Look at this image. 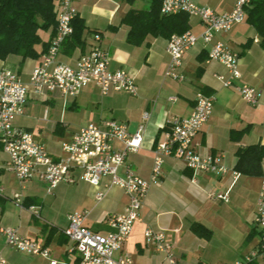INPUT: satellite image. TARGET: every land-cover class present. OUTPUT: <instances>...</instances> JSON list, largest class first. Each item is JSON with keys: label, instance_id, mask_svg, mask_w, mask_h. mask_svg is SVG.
<instances>
[{"label": "crops", "instance_id": "crops-1", "mask_svg": "<svg viewBox=\"0 0 264 264\" xmlns=\"http://www.w3.org/2000/svg\"><path fill=\"white\" fill-rule=\"evenodd\" d=\"M138 1L131 7L123 0H73L78 17L86 27L84 45L71 53L62 48L58 57L59 62L74 66L82 55L99 45L110 57L111 70H123L134 79L138 88L136 96L122 92L104 96L93 85H88L73 98L58 92L40 97L28 92L22 114L15 118L13 125L30 133L54 160L64 157L62 145L70 142L82 127L114 120L124 124L128 133L134 134L142 126L141 148L128 155L124 166L118 170V176L125 178L126 168H129L139 178L150 181L153 151L163 139L167 123L173 118H188L199 93L213 96L212 114L194 139L193 148L202 156L220 157L228 172L222 176L193 174L183 162L165 159L160 181L150 184L123 252L135 264H169L164 254L145 245L144 232L150 228L166 235L175 264H233L242 261L260 242L254 216L264 177V160L257 176L242 175L235 169L239 150L255 145L264 147V50L259 45L260 38L245 18L230 32L216 34L213 40L223 42L239 56L241 77L233 84L248 85L262 92L258 105L253 107L242 100L234 87L225 88L217 79L220 75L227 77V72L218 62L207 60L212 44L198 43L184 55L178 72L183 78L180 82L165 77L169 62L166 53L168 40L149 36L140 46L130 45L127 42L129 27L122 20L131 9L148 8L150 0ZM191 1L221 15L230 12L236 0ZM188 26V32L195 36L205 30V26L193 18H189ZM95 33L101 37L99 43L93 38ZM42 35L44 41H50V32ZM41 60L42 57L21 63L20 58L9 57L0 61V70L8 63H15V73L27 84L32 70ZM145 113L149 114L147 121L143 120ZM241 131L245 132L238 140L231 138L232 133ZM120 148V144L114 145L115 150ZM7 161L1 147L0 258L5 259L6 264H50V261L80 264L74 244L62 234L68 225L67 216L87 211L89 216L84 226L91 232L105 235L111 231L108 217L122 214L128 205L127 196L117 187L111 188L107 196L96 203V189L78 180V170L74 173L76 183H62L51 193L38 175L21 190L14 173L6 168ZM107 181L103 179L101 185ZM16 193L21 195L24 210L11 200ZM212 194H228V199L226 202L216 201L210 198ZM195 225L210 231V238L196 235L192 230ZM5 228L16 229L20 236L48 248L50 259L11 249L1 234ZM120 256V253L115 254V258ZM253 263L264 264V254Z\"/></svg>", "mask_w": 264, "mask_h": 264}, {"label": "built area", "instance_id": "built-area-1", "mask_svg": "<svg viewBox=\"0 0 264 264\" xmlns=\"http://www.w3.org/2000/svg\"><path fill=\"white\" fill-rule=\"evenodd\" d=\"M251 1L236 0L230 12L219 15L209 8L198 7L191 0H162V15L184 13L205 26V30L197 36L186 32L168 39L166 53L169 62L165 77L182 81L183 78L178 72L182 68L184 55L198 43L212 44L207 60L218 62L227 72V77L220 75L217 79L225 88L234 87L244 102L256 107L262 92L248 85L233 84L241 77L239 56L223 42H213L216 34L228 33L245 20L246 9L250 7ZM77 16L73 0L58 1L54 35L40 64L32 70L27 84L21 81L17 73L7 69L0 70V144L8 158L6 168L14 173L21 190L38 175L46 185L48 193H51L62 183H76L74 173L77 170L80 171L78 180L96 189V203L101 202L111 188L121 189L128 198V205L122 214L108 217V226L111 229L109 233L101 235L88 230L84 223L89 212L84 211L67 216L68 225L62 234L74 244L80 264H135L123 252V248L139 218L150 184L160 181L165 159L174 158L183 162L186 169L193 174L210 173L222 176L228 172L222 166L220 157L202 156L193 148L194 139L212 114L215 99L211 95L199 93L188 118H173L167 123L163 139L156 144L153 151L150 181L139 178L129 168H126L125 178L118 176V170L124 166L128 155L141 148L144 130L142 126L134 134L128 133L124 124L114 120H103L97 125L82 127L70 142L62 145L64 157L54 160L43 145L32 139L30 133L13 125L15 118L22 114L28 92L37 97L58 92L73 98L88 85H93L104 96L112 92H122L130 96L138 93L134 79L128 73L110 69V57L99 45L93 46L87 54L82 55L74 66L58 61L62 46L72 33L71 24ZM93 38L97 43L101 41L99 34H94ZM148 119L149 114L145 113L143 120ZM117 143L121 148L115 150L114 145ZM233 175L237 177L236 174ZM103 179L108 181L101 185ZM2 192L0 189V194ZM210 198L226 202L228 194H212ZM11 200L20 209H25L19 193L14 194ZM34 214L38 217L37 212ZM254 225L259 232V245L242 261L233 264H250L264 254V177L257 197ZM1 234L11 249L29 256L50 259L48 248L20 236L16 229L5 228L1 230ZM144 241L146 246L164 254L169 264H175L172 246L162 231L147 228ZM116 253L121 256L115 258ZM0 264H6L5 259L0 258ZM50 264L57 263L50 261Z\"/></svg>", "mask_w": 264, "mask_h": 264}, {"label": "trees", "instance_id": "trees-1", "mask_svg": "<svg viewBox=\"0 0 264 264\" xmlns=\"http://www.w3.org/2000/svg\"><path fill=\"white\" fill-rule=\"evenodd\" d=\"M58 1L0 0V61L18 57L23 63L26 60H37L45 54L56 27ZM136 1L123 0L131 7ZM161 3L162 0H150L147 9H131L127 12L122 23L129 27L127 42L130 45L140 46L149 36L168 40L173 35L188 32V15H162ZM246 18L259 36V45L264 50V0H252L246 9ZM71 27L72 33L62 46L68 53L83 47V33L86 30L83 20L78 16ZM47 32L51 33V39L46 42L42 34ZM244 132L232 133L231 138L238 140ZM262 160L264 147L250 146L237 152L235 169L242 175L257 176L260 175ZM192 230L207 239L211 236V232L200 225L193 226Z\"/></svg>", "mask_w": 264, "mask_h": 264}, {"label": "rangeland", "instance_id": "rangeland-1", "mask_svg": "<svg viewBox=\"0 0 264 264\" xmlns=\"http://www.w3.org/2000/svg\"><path fill=\"white\" fill-rule=\"evenodd\" d=\"M136 3H139V1L138 2H136ZM137 5V4H136ZM146 5V4H145ZM147 6V5H146ZM147 9V8H146ZM42 37H43V35H42ZM6 66V68L5 69H7V70H10V71H13V72H15V70H16V65H15V63H8V64H6L5 65ZM18 183V182H17ZM18 186H19V189L21 188V185H19V183H18ZM26 187V186H25Z\"/></svg>", "mask_w": 264, "mask_h": 264}]
</instances>
